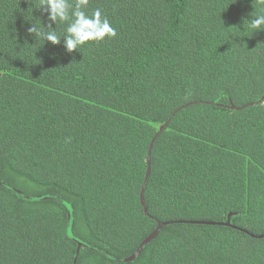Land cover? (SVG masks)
<instances>
[{"label": "trees", "instance_id": "16d2710c", "mask_svg": "<svg viewBox=\"0 0 264 264\" xmlns=\"http://www.w3.org/2000/svg\"><path fill=\"white\" fill-rule=\"evenodd\" d=\"M32 3L0 0V181L57 200L0 187V264H264L253 0H90L117 35L71 54Z\"/></svg>", "mask_w": 264, "mask_h": 264}, {"label": "clouds", "instance_id": "9594fccd", "mask_svg": "<svg viewBox=\"0 0 264 264\" xmlns=\"http://www.w3.org/2000/svg\"><path fill=\"white\" fill-rule=\"evenodd\" d=\"M89 4L90 0H33L31 16L35 9L47 23L32 17L28 19L31 26L27 33L34 37L39 48L46 42L56 46L63 41L68 54L115 38L117 32L107 16L99 8L89 10ZM253 8L251 19H245L243 27L254 33L264 30V0H255V6L253 0Z\"/></svg>", "mask_w": 264, "mask_h": 264}, {"label": "water", "instance_id": "95a60500", "mask_svg": "<svg viewBox=\"0 0 264 264\" xmlns=\"http://www.w3.org/2000/svg\"><path fill=\"white\" fill-rule=\"evenodd\" d=\"M167 124V123H166ZM165 124V125H166ZM162 131V129L160 130V132ZM154 143V140L151 142L150 144V147H149V150H148V154H147V163L149 165V154H150V150H151V147ZM149 173H150V169H149V166L147 167V173H146V176H145V180H144V184H143V187H142V191H141V200H142V194H143V190L146 186V182H147V179L149 177ZM0 187L4 188V189H7L9 191H11L12 193H14L15 195L25 199V200H28V201H37V200H46V199H52V200H57L56 198L54 197H49V196H43V197H34V196H31V195H27V194H24L22 192H20L19 190H17L16 188H14L13 186L7 184V183H4L2 181H0ZM63 202V201H62ZM64 203V202H63ZM66 204V203H65ZM143 204V202H142ZM66 207L68 208V212H69V218H68V234L70 237H72L74 240H76L78 242L79 245H83V246H88L80 241H78L77 239H75L71 233V226H72V216H71V209H70V206L68 204H66ZM167 223H158V230L161 229V227H163L164 225H166ZM228 225V224H227ZM156 236V233L154 232L153 234H151V236L145 240V242H143L141 244V246L139 247V249L136 251L135 254H133L131 257L125 259L124 261H131L133 260L139 253L140 249L148 242L150 241L151 239H153L154 237ZM89 247V246H88Z\"/></svg>", "mask_w": 264, "mask_h": 264}]
</instances>
